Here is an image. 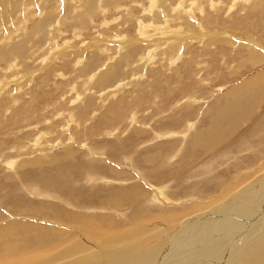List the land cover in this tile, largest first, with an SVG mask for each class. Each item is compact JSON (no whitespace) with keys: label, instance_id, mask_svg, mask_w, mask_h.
I'll return each instance as SVG.
<instances>
[{"label":"rangeland","instance_id":"obj_1","mask_svg":"<svg viewBox=\"0 0 264 264\" xmlns=\"http://www.w3.org/2000/svg\"><path fill=\"white\" fill-rule=\"evenodd\" d=\"M262 72L264 0H0V259L146 263L261 178Z\"/></svg>","mask_w":264,"mask_h":264},{"label":"bare ground","instance_id":"obj_2","mask_svg":"<svg viewBox=\"0 0 264 264\" xmlns=\"http://www.w3.org/2000/svg\"><path fill=\"white\" fill-rule=\"evenodd\" d=\"M262 74L263 75L261 76L258 75L254 77V84L256 85V90H254L255 91L254 99H257L259 96H261V93L264 91V83H263L264 72H262ZM251 103L252 104L255 103L254 100ZM249 106L251 108V104ZM212 129L209 130L207 135H204V140H203L204 148L208 146L209 141L217 134L215 130L211 132ZM196 139L200 140L202 138L198 136L196 137ZM253 172L256 173V171ZM250 173L251 172H249V174ZM255 175L258 174H254V176ZM260 176L261 178L256 181L251 180L249 182L251 183L250 185L246 184L242 187L237 185L236 183V185H234V188H232V186L226 187L225 189L220 191V196L222 195L221 198L219 200H216L214 198L215 201L213 202L215 203L222 202V204H219L217 206V209H214V211L213 210L211 212L204 211L205 213H203L202 215H194V216L192 215L193 217L192 216L187 217L188 213L179 214V215L175 214V217H178L177 218L178 220L182 219V221H180V223L176 225L170 222L169 224L170 227L164 230V232L167 233V238H166L167 240L163 244L164 247L162 251L158 252L156 250L152 252L151 256L148 257L147 262L142 264H257V263L262 264L264 263V173H261ZM247 177H249V175L241 180L239 179L240 181L238 182L241 181L247 182L248 181ZM131 190L132 189H130L129 191ZM233 194L236 196L233 197ZM157 196L161 200L165 198L164 197L165 195H163L162 192L160 193L157 192ZM229 199L230 201L225 203V201H228ZM182 215L184 216L179 217ZM184 217L186 218L184 219ZM164 218L165 217H162V219L160 220H162L165 223L168 222V221H164L165 220ZM169 218L171 219V217ZM98 220L102 221L103 219L99 218ZM96 223L97 220L94 222V224ZM86 226L89 227V225H85L84 227ZM172 229H174L176 232L174 231L175 233H171ZM84 230L87 231L88 234L93 233L95 236L97 235L96 233L93 232L94 230L93 231L88 229H84ZM102 232H105V230ZM139 233L141 232H139L136 228L135 229L133 228V230L130 232L128 231L126 233L128 235L123 236L122 239L118 238L117 241H113L112 238L110 240H112L114 246L122 242L121 240L123 241L134 240L138 236V235L136 236V234ZM149 233L150 231L146 232V234ZM104 247L108 248L111 246H104ZM89 249L84 251V249H82V246L74 245L73 247L64 248L63 250H60L58 253H56L57 256L55 257L58 259H60L61 257V259L64 261L66 258L68 259L73 255L88 253V251L90 252ZM121 256L122 258L120 260L125 261L127 259V257L124 258V256L126 255H120V257ZM117 257L118 256H113L114 259H109L107 255H105L104 259H108V261L111 260L114 261V260H118L116 259ZM157 259L159 261H157ZM2 260L3 259H0V264H6L5 260H3L4 263L2 262ZM30 264H33V262ZM35 264H48V261L40 260Z\"/></svg>","mask_w":264,"mask_h":264}]
</instances>
